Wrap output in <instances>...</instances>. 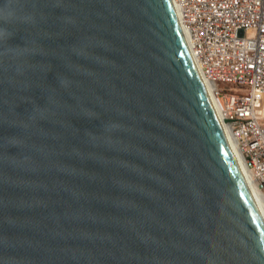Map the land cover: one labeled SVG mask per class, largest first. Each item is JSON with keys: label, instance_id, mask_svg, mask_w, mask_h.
<instances>
[{"label": "water", "instance_id": "95a60500", "mask_svg": "<svg viewBox=\"0 0 264 264\" xmlns=\"http://www.w3.org/2000/svg\"><path fill=\"white\" fill-rule=\"evenodd\" d=\"M0 264H264L173 0H0Z\"/></svg>", "mask_w": 264, "mask_h": 264}, {"label": "built area", "instance_id": "2783aa9c", "mask_svg": "<svg viewBox=\"0 0 264 264\" xmlns=\"http://www.w3.org/2000/svg\"><path fill=\"white\" fill-rule=\"evenodd\" d=\"M223 127L264 198V0H173Z\"/></svg>", "mask_w": 264, "mask_h": 264}, {"label": "bare ground", "instance_id": "6f19581e", "mask_svg": "<svg viewBox=\"0 0 264 264\" xmlns=\"http://www.w3.org/2000/svg\"><path fill=\"white\" fill-rule=\"evenodd\" d=\"M177 15H178V13H177ZM178 19H179V16H178ZM179 22H180V20H179ZM182 30H183V34H184L185 40H186V42H187V44H188V46L190 48V39H189L188 33L186 32V30H184V28H182ZM196 65H197V63H196ZM197 67H198V65H197ZM202 79H203L204 84H205V86L207 88V91L209 93V96L211 98L213 106H214V108H215V110H216V112H217V114H218V116H219V118L221 120V123L223 125V122H222V119H221V116H220L219 110H218L219 107L217 106L216 99H215V97H214V95L212 93L213 85H212V83L210 81L205 79L203 76H202ZM223 128H224V131H225L226 138H227V140H228V142H229V144L231 146L232 152H233V154L235 156V159H236L238 165L240 166L242 172L244 173V176H245V178L247 180L248 186H249L254 198L258 202L262 212L264 213V198L261 195V193L259 192V190L257 189L256 181L253 178L250 170L248 169V167L246 165L245 159H244V157L242 155V152H241V150H240V148L238 146V142H237L236 138L231 134V132L228 129L225 128V125H224Z\"/></svg>", "mask_w": 264, "mask_h": 264}]
</instances>
